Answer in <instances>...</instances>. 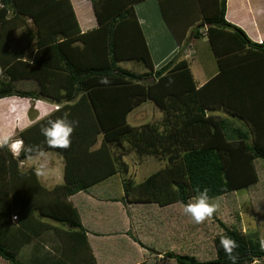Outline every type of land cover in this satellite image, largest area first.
Masks as SVG:
<instances>
[{"label": "trees", "instance_id": "1", "mask_svg": "<svg viewBox=\"0 0 264 264\" xmlns=\"http://www.w3.org/2000/svg\"><path fill=\"white\" fill-rule=\"evenodd\" d=\"M88 1L97 26L82 33L70 0H0V99L64 101L50 118L67 112L70 121H78L67 150L47 147L40 133L44 120L17 135L24 146H40L43 152L63 158L62 185L47 189L34 168L19 166L39 153L22 151L14 158L9 148L0 149V258L9 264H97L79 213L68 198L109 177L125 175V143L139 157L168 161L132 188L128 180L124 182L125 198L131 196V203L185 205L195 200L197 188H208L209 197L215 199L259 181L255 161H264V42H252L225 20L226 0H159L162 17L178 44L195 22L200 26L194 39L201 37L205 26L218 72L200 88L181 59L182 47L175 59L154 69L133 9L143 0ZM26 20L32 25L28 34L36 40L28 60L9 39ZM126 61L141 62L148 71L126 69L120 65ZM17 68L22 70L19 76L14 75ZM105 77L110 83H100ZM20 78L36 81L37 90L15 88ZM146 101L163 113L162 120L132 126L128 114ZM218 110L243 125H232L215 114ZM99 135L101 144L92 150ZM82 168L98 169L99 175L89 179ZM220 224L223 232L213 240L214 260L168 256L176 264H230L220 247L222 235L239 244L237 264H251L264 256L255 235Z\"/></svg>", "mask_w": 264, "mask_h": 264}, {"label": "crops", "instance_id": "2", "mask_svg": "<svg viewBox=\"0 0 264 264\" xmlns=\"http://www.w3.org/2000/svg\"><path fill=\"white\" fill-rule=\"evenodd\" d=\"M70 3L74 11L79 29L82 33L92 30L97 26L96 18L94 16L90 1L70 0ZM133 9L140 25V28L142 30L155 70L161 68L169 61L175 59L177 57V53L180 47H182L183 56L181 57V59L183 58L187 61L196 87H202L208 82L209 79H211L217 74L218 65L215 57H213L216 64V71L214 73L204 75L203 67L197 65L196 78L194 71L191 68V64L195 62V42L197 41V43H207V37L204 28L205 26L203 27L202 25V28L200 29V31L202 32L201 37L194 39L192 37L193 32L195 31L196 27L198 28L200 26L199 22H195L189 30V34L187 33L185 40H183L180 45L172 35L171 31L167 27L162 17L161 10L159 7V0H143L141 2L135 3L133 5ZM225 20L242 29L252 42H264V0H226ZM21 28V30H16L12 34H10V44L13 49L21 53V56L24 60H28L32 57L36 40L32 39L31 35L28 34L32 29L30 20H26L24 26ZM145 71L148 70L146 69ZM212 71H214V69ZM21 72L22 70H20V68H17L16 70H14V75L19 76ZM141 72H144V70ZM14 86L15 88L23 91L37 90V83L32 79L20 78L14 82ZM63 104L64 101L55 102L48 99L23 98L18 96L4 97L0 99V133L11 135L13 140H21L19 137H15L16 135H18L19 132L27 129L36 122L40 121L41 116L45 111H49L53 114L56 109H59L61 106H63ZM141 105L136 107L127 116V122L134 127H140L146 124L145 120L147 117L145 116L144 112L145 109H147L148 107L142 108ZM158 111L161 113V115L158 114L157 121H150L147 123H160L163 118V113L160 110ZM233 121L236 120L233 119ZM101 141L102 135H99L97 137V141L94 143L91 149H97L100 146ZM125 145L127 144H124V154L122 158L124 162L127 163L124 159L125 155L128 152L125 149ZM130 151H133V149L131 148ZM143 158L158 162L162 161L154 156H142V158H138V160L141 161V159ZM165 158L162 159L165 160ZM22 165L23 168H34L35 172L38 167L44 165L46 169V174L37 177L41 184L47 189L62 185L64 183V160L61 156H59L53 151H46L43 152V155L37 154L35 156H32L24 160ZM164 167H160L159 169H156L155 167L153 169V172L147 175L146 178ZM148 169H151V167ZM82 170L84 173L87 174L89 179L99 175L98 169L95 170V168H82ZM134 175L135 173H131V168L128 166V172L125 175H122L121 180L126 177L129 181L130 188H132L133 186L138 185L146 179L145 178L143 181L140 182H134V180L132 179V176ZM103 182L105 183L106 181H102L101 183ZM101 183L93 185L92 187H90L91 189L76 193L75 195L69 197V200L73 203L76 208H78L75 199L81 193H90L93 190L92 188L95 187L94 189H96L98 186L101 185ZM122 186H124V184ZM236 192L237 191L233 193ZM110 198L114 199V201L117 200V198L114 197ZM112 199H110L111 203ZM130 199H132L131 196L127 198V201H129ZM88 200L89 197L87 196L85 202ZM255 202H257V200H251L247 197L246 199L241 200L239 203H245V207L251 208L253 207L252 205L255 204ZM129 203H131V201H129ZM134 204L135 203H133V205ZM247 204L249 205V207L247 206ZM143 205H150V208L156 207L155 209H158V214L152 216V218L157 217V219H153V221L157 222L158 224V232L156 236L153 234H149V232L145 228V222L143 224L136 225L138 232L141 233V237L138 239V245L136 244L137 246L133 242H131V244L128 246L129 249H127L126 251L127 257L125 259L129 261L130 264H174V262L176 264L175 259L169 257L168 255H188L195 257L200 262L212 261L217 256L216 250L213 245V240L223 232V228L221 227L220 223L225 224L228 228L237 227L243 233L253 234L258 238L259 242L261 238H264V233L263 235L259 233V229L257 228L249 229L245 222L242 221L244 219H241L240 217L238 219V225L236 226L226 224V222H224V220L220 218L221 216H217V219L210 218V220H208L211 224V226H209V229L207 227L199 228L197 225L191 222L190 217H183L184 214L182 208L184 204L174 203L166 207H159L158 205L154 206V204ZM127 206L129 207V205ZM258 207H264V203L261 202L260 206ZM80 219L81 224L85 229V222L82 220L81 217ZM102 219L103 218L101 217L98 219V225L101 224ZM11 222L12 224H15L17 220H11ZM214 222L215 225H213ZM253 224L256 225L255 218ZM92 234L95 236L99 235V233L96 231H92ZM49 235V233H46L44 235V238L47 240ZM86 235L90 244L89 233L87 230ZM95 236L94 238L96 239L94 243L98 248V252H101L100 248H102V245L100 243V239ZM44 247L45 249H48L50 247L48 241H46ZM90 247L96 259V263L98 264L96 255L97 253L95 254L94 248L91 244ZM146 250H148L149 252H146ZM146 255L147 258L145 257ZM251 264H264V256L255 259Z\"/></svg>", "mask_w": 264, "mask_h": 264}, {"label": "rangeland", "instance_id": "3", "mask_svg": "<svg viewBox=\"0 0 264 264\" xmlns=\"http://www.w3.org/2000/svg\"><path fill=\"white\" fill-rule=\"evenodd\" d=\"M172 1L173 0H170V2ZM180 1L181 0H178L177 2ZM167 11L169 10L167 9ZM19 29L21 30L22 28H18L17 30L19 31ZM189 30L187 31L188 34L190 32ZM194 45H195L194 46L195 62L191 64V68L194 71L196 78H197V74H196L197 65L203 67L204 75L214 73L216 71V64L213 59L214 56L209 48V45L205 42L197 43V41L195 42ZM121 66L126 69H134L138 72L146 70V68L143 66L141 62L126 61V62H122ZM213 69L214 71H212ZM141 107L142 108L148 107L147 109H145L144 112L145 116L147 117L145 123L150 121H157L158 114L161 115V113L158 111L159 109L151 101H146L142 103ZM215 114L223 119L228 120L234 126L243 125L237 119H235L236 121H233V119L223 111L222 112L220 110L216 111ZM15 137L18 136L16 135ZM125 149L128 152L125 155L124 159L129 164L128 166L131 168V173L133 172L135 173V175L132 176L134 182L143 181L147 175L153 172V169L155 167L156 169H159L160 167H164L168 164L166 158L161 162L149 160L146 158H143L140 161L138 160V158L140 159L142 157H137V155L133 151H130L131 148L128 144L125 145ZM12 156L14 158L17 157L14 156L13 154ZM22 163L23 162H21L19 166L23 168ZM150 167L151 169H148ZM255 167L259 176V181L256 185H253L248 189L239 190L236 193L228 194L226 195L227 197L221 196L215 199H211L210 203H213L217 206V210L213 215L212 219H217L218 218L217 216H221L220 218H222V220H224L226 224L231 226L232 225L236 226L238 225L239 222L238 219L240 217L241 219H244L242 221L245 222V224L247 225V227H249V229L257 228L259 229V233L263 235L264 207L260 208L258 206H260L261 202L264 203V161L256 160ZM121 178H122V174H117L115 176L109 177L107 180H105L106 181L105 183L104 182L101 183V185L98 186L96 189H94L95 187L92 188L93 190L90 193H86V194L81 193L75 199L78 208H76L75 206L74 207L77 209L79 216L85 222L84 227L89 233L90 244L93 246L95 254L97 253L96 255H97L98 264H110V263L130 264V262L125 259L127 257L126 251L127 249H129L128 246L131 244V242L135 243V245L136 244L138 245V239L141 237V233H139L136 228L137 224H143L145 222L146 224L145 228L149 232V234H153L156 236L158 232V224L157 222L153 221V219L155 220L157 219V217L155 216L156 218H152V216L158 214V209H155L156 207H151L152 208L151 209L149 207L150 205H143V204L133 205V203L132 204L129 203V201L125 199L126 187L122 186L124 182L127 180V178L125 177L122 180ZM130 194H132V192H130ZM87 196L89 197V200L85 202ZM110 197L117 198V200L114 201V199ZM247 197L251 200H257V202H255V204L252 205L254 208L253 207L247 208L245 207L246 205L245 203H241V204L239 203L241 200H244ZM110 199H112L111 200L112 203L110 202ZM114 202H116L117 204ZM190 202H194V200L189 201V203ZM127 205H129V207ZM247 206L249 207L248 204ZM100 217L103 219L101 224L98 225L97 221ZM183 217L186 216L184 215ZM254 218L256 220V225L253 224ZM50 223L55 226L58 225L53 221H50ZM213 225H215V222L213 223ZM197 226L199 228L207 227L209 229V226H211V224L207 220L205 223ZM92 231L98 232L99 235L96 236L93 235ZM94 236L100 239V243L102 245V248H100L101 252H98V248L94 243L96 239L94 238ZM146 252L149 251L146 250ZM145 257L147 258V255ZM0 264H9V263H7L6 261L0 258Z\"/></svg>", "mask_w": 264, "mask_h": 264}, {"label": "clouds", "instance_id": "4", "mask_svg": "<svg viewBox=\"0 0 264 264\" xmlns=\"http://www.w3.org/2000/svg\"><path fill=\"white\" fill-rule=\"evenodd\" d=\"M100 83L108 84L110 81L105 77L102 78ZM56 111H59L57 108ZM52 113L45 111L41 116V120L45 123L41 124L40 133L45 138V143L50 149L67 150L71 147V137L78 126V121H70L68 119L69 113L65 112L62 117L51 119ZM9 148L14 156H19L23 151L29 155L39 153L43 155L40 146H24L22 140H13L12 136L5 133H0V149ZM46 174L44 165L36 169L37 176ZM198 195L195 197L194 202L187 203L183 206V214L190 217L191 222L195 225H201L213 217L217 210V206L210 203L209 189L203 190L197 188L195 190ZM260 250L264 251V239L259 242ZM220 247L223 249L225 256L230 264H237L238 256L235 250L239 248V244L233 238L222 235L220 237Z\"/></svg>", "mask_w": 264, "mask_h": 264}, {"label": "built area", "instance_id": "5", "mask_svg": "<svg viewBox=\"0 0 264 264\" xmlns=\"http://www.w3.org/2000/svg\"><path fill=\"white\" fill-rule=\"evenodd\" d=\"M12 219H13V221L16 220V216H13Z\"/></svg>", "mask_w": 264, "mask_h": 264}]
</instances>
